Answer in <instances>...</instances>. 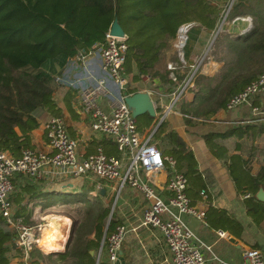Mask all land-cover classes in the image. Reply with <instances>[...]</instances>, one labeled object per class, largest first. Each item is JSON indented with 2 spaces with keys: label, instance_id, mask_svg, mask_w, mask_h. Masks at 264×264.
I'll list each match as a JSON object with an SVG mask.
<instances>
[{
  "label": "trees",
  "instance_id": "1",
  "mask_svg": "<svg viewBox=\"0 0 264 264\" xmlns=\"http://www.w3.org/2000/svg\"><path fill=\"white\" fill-rule=\"evenodd\" d=\"M222 1L226 3L225 10L229 0ZM220 10L216 0H0V150L19 156L25 148L33 147L30 133L39 126L40 120L47 114L61 115L53 99L47 72L50 62L45 67L46 60L62 58L67 63L78 53H87L103 40L116 19L127 37L124 74L133 72V83L143 76L159 78L163 88L174 91L177 83L170 80L166 65L169 61L180 63L173 46L177 28L183 23L195 22L196 27L214 30L221 17ZM103 16L106 18L102 28L87 25L90 17ZM247 16L252 19L248 31L217 33L211 54L216 62L222 63L218 71L207 76L197 70L192 101L181 96L174 103V110L185 115L187 125L201 126V120L210 119L225 107L233 94L264 73V0H234L225 22ZM186 74H179L178 80ZM135 92L134 88L127 87L125 94ZM153 119L148 116V125ZM263 134L264 123H259L222 130L209 128L202 135L208 151L225 160L237 200L240 199L249 219L245 222L212 204L209 182L198 170L193 153L174 131L167 130L164 120L153 133L162 154L173 156L177 171L186 176V192L192 203L202 200V190L207 193L206 228L214 230L220 239L218 230L228 231L246 242L249 235L252 247H261L258 235L264 236V203L255 197L264 181V147L258 141ZM230 138H234L233 143L227 144ZM254 160L259 167L253 172ZM247 193L250 195L243 197ZM63 196L65 201L79 206L76 209L80 215L65 251L42 254L33 247L30 260L32 263L47 260V264H94L95 257L90 251L100 245L111 205L98 198L92 201L88 193ZM19 216L22 215L13 217ZM24 217L23 223L30 224L28 216ZM116 224L112 215L106 235ZM252 228L260 233L252 234ZM15 237L14 228L1 219L0 264H8L12 255L21 253L13 250ZM220 249L218 255L226 258L233 247L224 245Z\"/></svg>",
  "mask_w": 264,
  "mask_h": 264
},
{
  "label": "built area",
  "instance_id": "2",
  "mask_svg": "<svg viewBox=\"0 0 264 264\" xmlns=\"http://www.w3.org/2000/svg\"><path fill=\"white\" fill-rule=\"evenodd\" d=\"M233 1L229 0L226 5L223 12L225 18ZM238 18L251 26L250 16ZM195 25L194 22H186L177 28L173 46L180 63L167 64L169 78L177 83V87L170 94V102L163 106L161 120L172 112L174 103L181 95L193 87L195 73L203 65L205 56L197 65H190L184 78L178 80L179 70L185 64L184 48L188 34ZM126 38L125 34H112L109 28L101 42L94 44L87 53L80 52L74 58L76 62L85 64V70L89 67L91 58L96 55L100 58L102 76L96 78L93 84L79 86L77 97L80 111L88 118L90 129L100 138L114 142L119 156L105 153L101 146L92 153H79L77 141L69 135L61 116H52L43 125L48 149L25 148L17 157L0 150V220L4 219L16 231L13 250H21L23 264H33L29 252L33 247L39 248L38 240L47 221L38 219L34 224H25L13 217L14 206L10 198L14 191L12 178L15 174L26 176L39 184H47V180L59 178L88 180L94 177L113 185L116 196L125 188L134 189L140 193L144 202L140 225L159 230L173 264H213L204 255L205 251L212 253L210 246L199 239L183 218L191 216L203 221L205 216V211L197 209L187 195L186 176L177 171V162L173 156L162 154L153 139L154 129L143 132L138 130L136 117L125 102ZM86 72L91 73L89 69ZM52 80L56 84L73 85V82L66 81L59 74L53 75ZM113 96L115 102L110 103L108 110L105 109L104 99L109 100ZM244 105L249 107V114L246 116L209 120L229 127L264 122V73L233 94L224 109L236 111ZM160 174L164 176L162 182L158 177ZM262 186L264 187V181ZM163 188L168 192L166 198L160 193ZM249 195L247 193L243 197ZM128 232L127 224H116L101 240L94 254V264H117ZM217 234L226 237L222 230H218ZM241 250L243 264H264L261 249L244 246ZM211 261L215 264H234L214 253Z\"/></svg>",
  "mask_w": 264,
  "mask_h": 264
},
{
  "label": "crops",
  "instance_id": "3",
  "mask_svg": "<svg viewBox=\"0 0 264 264\" xmlns=\"http://www.w3.org/2000/svg\"><path fill=\"white\" fill-rule=\"evenodd\" d=\"M236 18L230 22V24H233V28L230 27L229 30L225 27L226 31L244 33L251 28L252 23L251 26H249L248 22ZM200 30H205L207 32L209 29L202 27ZM170 62L177 63L175 61ZM170 62H167V64ZM207 63H209V65H212L213 67L205 72L203 68ZM48 64L49 66L47 67V72L51 77L50 84L53 90V99L57 105V108L60 109V116L65 122L69 135L77 141L78 152L81 154L92 153L97 149L98 146H101L105 153L119 156L120 153L116 149L114 142L105 138H100L90 129L89 120L81 113L79 107V99L77 97L79 86H87L93 84L96 78L102 76V72L99 68V56L96 55L90 60V65L89 67H87V69H89L91 73L86 72L87 69H84L85 64L76 62L74 58H70L67 63L65 62L61 66L56 65L55 62H50ZM221 64V62H216L212 59H208L205 63L203 62V65L199 67L198 71L201 74L211 76L218 71ZM55 74L63 76L64 79H67L66 81L73 82V85L54 83L52 80V76ZM125 78L127 80V85L129 83V86H125V89L123 91L124 94L127 87L134 88L136 92H146L148 94L150 92L149 96L154 103L156 115L143 131L150 130L153 127L154 123L157 121V118L162 115L163 106L167 105L170 102V94L173 91H169V89L166 90V88H163L164 85L159 78L149 79V77L143 76L141 77L140 81L133 83V72L125 74ZM192 88H194V85ZM192 88L188 89L184 94L181 95L184 100L192 101L194 97ZM126 94L129 95L132 93ZM114 102V96L110 97L109 100L104 99L103 106L108 110L109 106H111V104H113ZM145 114L147 115V117H152L147 113ZM248 114L249 107L244 105L236 111H226L224 108L220 109L211 118L224 119L246 116ZM50 117H52V115L47 114L45 116V119L39 121V126L31 131L30 137L31 144L33 146L32 148L48 149L43 125ZM165 117V119L163 120L166 122L167 130L169 129L174 131L181 138V140L185 143V146L193 153L194 158L197 162V168L201 172V175L203 176V178H205L206 181L209 182L207 188L208 194L210 193V196L212 198V204L215 207L232 212L241 221L249 222V219L245 215V211L240 199L237 200L239 197H237L235 185L228 173L225 160L214 157L206 148V145L202 138L203 133L206 132L209 128L222 130L224 128H229V126L217 125L211 122L209 119L201 120V122L203 123L201 124V126H189L184 120L185 115L180 113L178 110H174V108L172 109V112L167 114ZM146 122H148V120H146ZM233 140L234 138H230L226 142L227 144H231L233 143ZM154 141L158 145L159 140ZM258 141H260L259 144L264 147V134L261 136V138L258 139ZM232 152L234 153L236 151ZM258 167L259 164L256 160H254L253 172L256 171ZM158 177L161 182L164 180V176L162 174H160ZM71 180L79 181L81 179L59 178L55 180H47V184H39L32 181L26 176L15 174L12 178L14 191L12 192L10 198L14 206V214L22 215V219L25 218L24 216H28L30 218L26 219H32L33 222H31L30 224H34L36 221H38V218L44 211H47L48 216L51 211L67 207V205L69 207L71 203L65 201V196H63L62 194L68 195L78 193V191L72 190H70L71 192H67L66 188H74L75 184L70 182ZM85 182L89 181L85 180ZM86 184L92 185L93 183ZM112 186L100 181L95 186V191L91 189L92 191H88V195L90 198H98L105 204L111 205V210L109 211V214L107 216L109 220L111 216L114 215L117 224L124 223L129 227V232L126 236V239L122 243L119 252L117 264H173L172 256L168 248L166 247L159 230H157L156 228L144 227L140 225V216L144 207V202L140 193L135 191L134 189L125 188L118 196H116L114 188H112ZM160 193L165 198L168 196V192L165 190V188L160 189ZM201 196L202 200H199L198 202L192 204L197 209H203L206 212L207 203H205L204 200L207 198V193L202 190ZM62 216L67 217L65 215H61V217ZM67 218L70 220L69 225H71V218ZM183 218L195 232V234L199 237V239L205 244L211 246L210 248L212 250V253L234 264H243L241 247L251 246L252 240L251 242H246L243 239L236 238L228 231H224L226 233V237H221L220 239L217 237L214 230H209L206 228L207 224L205 222V219L201 221L191 216H184ZM22 219L19 220L22 221ZM66 226L67 225H63V228H66ZM261 236L262 235L260 234V238ZM68 239L69 238H67V240L65 241L64 247L62 249L53 252L65 251ZM247 240L250 241L248 238ZM40 242L41 241H39V243ZM224 245L233 247V250L231 249L232 251L227 252L228 254L226 258L218 255L221 251L220 248L224 247ZM42 248L44 247L42 246ZM260 248H262V246ZM97 249L91 250L90 253L93 252L94 255ZM212 253L205 251L204 255L208 260L210 259L211 263L215 264V262L211 261ZM20 254L12 255L8 264H23L21 258L22 255Z\"/></svg>",
  "mask_w": 264,
  "mask_h": 264
},
{
  "label": "rangeland",
  "instance_id": "4",
  "mask_svg": "<svg viewBox=\"0 0 264 264\" xmlns=\"http://www.w3.org/2000/svg\"><path fill=\"white\" fill-rule=\"evenodd\" d=\"M216 1H217V3L219 5H221V10H220L221 17L218 18V23L216 25V28L214 30H208L207 32L205 30H200L202 27H196V25L192 28L191 32L188 34V40H187V43H186L185 48H184V61H185V64L179 70V74L188 72L190 70V68H191L190 65H197L198 62L200 61V59L203 56H205L204 63L208 59H212L213 61H215V59H214L215 57H214V55L211 54V50H212V45H213L214 39L216 37V36L214 37V35H215V32H216L217 28L219 27V25L221 23V20L223 18V12H224L223 9H224V5L226 4V3L224 4V2L222 0H216ZM89 9L95 10L94 8L93 9L89 8ZM105 18H106V16L99 17V18L90 17L89 20L87 21V25L95 27L96 29H100V28L103 27V25L105 23ZM225 27L230 30V27L233 28V24H230V23H227V22L224 21L220 31H225ZM206 52H207V54H206ZM51 61H54L56 63V65H58V66H61L64 63L62 58H61V60H58V59L52 60V58H50L48 61L46 60L45 67H47V62H51ZM210 66L213 67L212 65H208L207 67H210ZM161 117L162 116L160 115L157 118V121L154 123L153 127L150 129L151 131L155 128V126L157 125V123H158V121H159V119ZM136 119H137L138 130L139 131H143L148 126V123H149V121L146 122V120H148L147 115L145 113L141 114L139 116H136ZM153 139H155V138L153 137ZM87 181H89V182H85L84 179L83 180L81 179L79 181L78 180H71L70 182L74 183L75 185H74L73 189L66 188L67 192H71L70 190H72V191H78L79 193H88V191H90L91 189H93L95 191V186L97 185V183L100 182L99 180L95 179L94 177H92L91 179H89ZM86 183H91V184L93 183V184L92 185H89V184L87 185ZM62 195H64V194H62ZM83 195H85V194H83ZM59 197H62V196H59ZM91 200L93 201V200H96V199L91 198ZM78 207H75V205H72V204L69 207L67 205V207H63V208H60V209H56L55 211H51L48 216H47V211H44L38 219H44V220L48 221L51 216L53 217V215H57V216H60V217H61V215H65L67 217H70L71 218V222H72L71 225L68 224L66 226V228L64 227L62 229V231L66 232V234H67L66 239H65V241H66L67 238H69V236L71 235L73 229L75 228V225L79 221V216L80 215H79V213L77 212V209H76ZM28 218H30V217H28ZM17 219H22V216L17 217ZM108 220L109 219L107 217L106 221L108 222ZM28 221L29 222H33L32 219H29ZM60 223H62V222L60 221ZM251 232H252V234L260 233L259 231L255 232L254 229ZM247 238L250 240L249 242H251L252 238L249 235H247ZM259 238H260V234L258 235V239ZM259 241H260V244H261L262 248H260V247H256V248L261 249V251H262V253L264 255V240H263V236H261ZM63 247H60L59 249H56V250H53V251H59ZM36 249L39 250L42 254H47L49 252H53V251H48L45 248H42V249L36 248ZM16 255H18V253H16ZM42 264H47V260L43 261Z\"/></svg>",
  "mask_w": 264,
  "mask_h": 264
},
{
  "label": "water",
  "instance_id": "5",
  "mask_svg": "<svg viewBox=\"0 0 264 264\" xmlns=\"http://www.w3.org/2000/svg\"><path fill=\"white\" fill-rule=\"evenodd\" d=\"M224 20H225V15L223 16L221 23L215 32L214 37L220 31ZM110 30H111V33L114 35H117V36H123L124 35V31L121 28V26L118 24L116 19L113 20V22L110 26ZM125 102L132 109V113L135 117L139 116L141 114H144V113H147L148 115H150L152 117H154L156 115L153 102H152L149 94L146 92H135L133 94L127 95L125 97ZM161 121H162L161 119L158 121L157 125L154 128V131L157 129V127L159 126ZM255 197L259 201L264 203V187L263 186L259 187V189L255 192ZM108 224H109V220L106 223L105 229L103 231L102 239L106 235ZM91 254L93 255V252H91Z\"/></svg>",
  "mask_w": 264,
  "mask_h": 264
},
{
  "label": "bare ground",
  "instance_id": "6",
  "mask_svg": "<svg viewBox=\"0 0 264 264\" xmlns=\"http://www.w3.org/2000/svg\"><path fill=\"white\" fill-rule=\"evenodd\" d=\"M213 63V62H210ZM209 63L204 65L203 70L206 72L210 70V67H207ZM47 217V216H46ZM48 218V217H47ZM60 221L62 223H60ZM70 224V220L67 217H59L57 215L51 216L50 219L47 221V224L44 226L42 230V234L38 240V247L42 249L41 247L43 246L46 250L48 251H53L56 249H59L60 247L64 246L65 239H66V232L62 231L63 225H68ZM39 241H41L39 243Z\"/></svg>",
  "mask_w": 264,
  "mask_h": 264
}]
</instances>
